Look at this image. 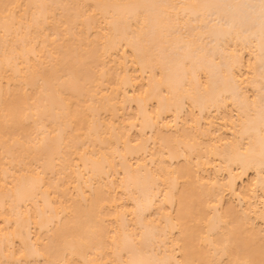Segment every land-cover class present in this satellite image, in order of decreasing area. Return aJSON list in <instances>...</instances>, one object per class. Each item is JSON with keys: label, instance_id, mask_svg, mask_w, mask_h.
Listing matches in <instances>:
<instances>
[{"label": "bare ground", "instance_id": "6f19581e", "mask_svg": "<svg viewBox=\"0 0 264 264\" xmlns=\"http://www.w3.org/2000/svg\"><path fill=\"white\" fill-rule=\"evenodd\" d=\"M0 264H264V0H0Z\"/></svg>", "mask_w": 264, "mask_h": 264}]
</instances>
